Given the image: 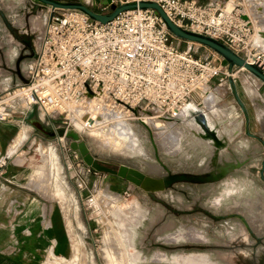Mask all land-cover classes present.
<instances>
[{
  "label": "built area",
  "instance_id": "obj_1",
  "mask_svg": "<svg viewBox=\"0 0 264 264\" xmlns=\"http://www.w3.org/2000/svg\"><path fill=\"white\" fill-rule=\"evenodd\" d=\"M140 2L157 4L176 26L218 40L264 71V0H110L108 4L87 0V5L105 15L110 5ZM46 16L28 83L0 96V122L36 108L47 117L52 131L89 132L97 117L80 115L76 109L93 102H105L126 120L143 121L147 116L163 122L177 118L188 105L202 107L215 86L230 91L228 80L235 81L245 72L244 68L229 72L210 50L207 58H200L190 48L179 49L178 40L152 9L122 12L105 24L77 11L48 8ZM58 140L62 153L74 158L78 167L80 156L63 138ZM6 159L0 157V166ZM74 184L80 195L90 191L82 174H74ZM92 201L91 195L85 203ZM49 259V264H66L52 253Z\"/></svg>",
  "mask_w": 264,
  "mask_h": 264
},
{
  "label": "water",
  "instance_id": "obj_2",
  "mask_svg": "<svg viewBox=\"0 0 264 264\" xmlns=\"http://www.w3.org/2000/svg\"><path fill=\"white\" fill-rule=\"evenodd\" d=\"M100 1L103 4L110 3V0ZM28 5L30 10H42V12H46L48 8L81 12L101 24L113 20L122 12L152 9L159 16L164 28L178 41L210 50L221 57L228 69L229 66L245 69V72L240 73L235 81L228 80L231 92L228 103L220 109L210 110L213 116L212 121L202 108L190 105L186 106L177 118H164L163 121L171 122L179 129L180 133L174 144L176 149L178 146L179 153L175 150L176 155L161 157L151 139L154 161L137 159V162L143 166L140 169L98 159L91 153L81 134L74 129L58 128L50 131V137L63 138L69 149L80 156L82 163L90 171L118 178L136 188L143 197L155 202H157L155 195L162 192H173L177 188H190V186H198L204 192L203 187L222 184L231 177L239 181L252 177L264 183V71L247 63L218 40L176 26L155 3L110 5V13L105 15L91 11L87 0H28ZM262 37L264 38V33ZM229 72L232 71L229 70ZM26 83L28 80L22 84ZM216 99L217 97L214 98ZM29 123L38 129V125L32 120H29ZM142 124L145 126L144 123ZM243 135L252 142H246L243 145L242 152L245 151L246 154L240 160L237 159L234 163L224 162L217 168L208 161L197 164L196 160H193V151L196 152L194 158H204L210 152L215 157L224 150L229 152L237 150L239 145L242 146L238 140ZM258 160L261 165L260 170L257 171ZM199 165L202 167L198 168ZM157 246L165 247L161 244Z\"/></svg>",
  "mask_w": 264,
  "mask_h": 264
},
{
  "label": "flooded vegetation",
  "instance_id": "obj_3",
  "mask_svg": "<svg viewBox=\"0 0 264 264\" xmlns=\"http://www.w3.org/2000/svg\"><path fill=\"white\" fill-rule=\"evenodd\" d=\"M46 22V12L30 10L28 0H0V96L29 79ZM32 121L38 125L36 130L46 135L52 131ZM257 162L258 171L261 162ZM134 167L143 168L140 163ZM132 189L149 207L136 239L147 264H178L181 252L200 253L217 264H264V183L260 180L233 182L228 178L222 184L203 187L204 192L198 186L177 188L156 194L158 203ZM182 226L195 227L203 239L178 236L174 241ZM155 250L163 255L160 260L155 259Z\"/></svg>",
  "mask_w": 264,
  "mask_h": 264
},
{
  "label": "rangeland",
  "instance_id": "obj_4",
  "mask_svg": "<svg viewBox=\"0 0 264 264\" xmlns=\"http://www.w3.org/2000/svg\"><path fill=\"white\" fill-rule=\"evenodd\" d=\"M198 1H201V3L205 2V0ZM262 42H264V40H262ZM175 43L181 50L190 48L193 54L197 57L207 58L210 55L209 50L198 45L187 44L182 41H176ZM229 70L235 72L237 69L236 67L229 66ZM216 93L222 96L224 90L221 91L220 89H217ZM205 103L209 104L210 102L205 101ZM41 114V111L35 110L32 114L29 112L24 116H14L13 120L20 121V126L18 128L19 133H15V135L11 137L6 150L8 151L10 146H16L14 145V141H17L16 136L22 132L26 135L28 134L30 144L28 150L23 154L17 153L15 150L12 154L5 152V154L1 155V158L4 157V155L7 156L8 159L12 157L11 160L17 157L16 164L21 165L19 166L21 168L20 170L27 175L32 176L30 178L32 183H37L31 187L37 191L45 190L44 194L46 193L49 198L52 197L55 201V205L61 207L63 213L65 212L66 222L69 220L72 244L70 248L66 246L64 253H66V255L69 253L71 254L70 261L73 262L71 264H113V261H118L114 264H132V261H134L133 264H147L148 261H142L143 253L137 246L136 239L141 226V221L146 217V213L149 210L148 205L142 202L136 192L133 191L131 185L129 187L127 186L128 188H124L120 196L108 193L104 186L93 188L96 176L92 174V171L87 172V167L83 163H80L77 167L74 163V158L69 157L66 154L61 155L59 144L56 143L54 137H50L49 135L36 130L34 126L29 123V120L32 119H35L40 123L37 116L41 118ZM102 115L105 119L109 118V120H116L112 118L111 114L106 112ZM122 117L123 116L120 118ZM41 119L45 125L44 127L51 130L49 128L50 126L48 127L45 124H48L47 117H42ZM126 121L132 126L138 139L139 147L132 151L113 149L107 144L101 143V141L91 135L94 128L89 132L82 131L80 134L95 157L109 158L112 161L131 167L137 166V159H143L146 161L153 160L150 152L151 139L161 157L173 156L176 151L179 153L178 146L176 149L174 144L177 141L180 132L173 123L151 120L156 122L150 126L145 123V121L135 118ZM142 122L145 123V126ZM0 123L12 124L14 121L11 120L9 122L6 121ZM112 123L98 127L106 132L107 129L112 126ZM8 159L5 160L6 162L4 166H0V177L4 175L3 171L8 165ZM1 160L3 161V159ZM74 174H82L84 179L88 180L87 185L90 191L83 193L81 201H79V204L83 209L81 210L82 212H76V210L71 207L70 202H67V197L64 196V199L62 195V190L65 189V187H69L68 180L74 181ZM43 182L46 184L41 185ZM91 195L93 196V201L88 205L85 203V200L91 198ZM3 203L4 197H0V208L3 207ZM52 210L54 211V207ZM73 218H75L78 223L77 229L73 228L74 224L71 225L70 223V219ZM84 219L86 223L90 222L89 228L87 225L82 226ZM200 234L201 233L193 226H182L180 234L175 233V240H171L176 241L180 237L195 240L201 238ZM62 242L63 241H58L52 255L59 261H67L66 256L57 254L58 251H61L62 249ZM154 252H157L155 258L157 256L161 258L163 257L161 253H158V250H155ZM183 255L194 256L199 261L196 264H217L214 261H210L206 255H201L200 253L193 254L192 252H181L177 255V258ZM154 264L159 263L158 261H154Z\"/></svg>",
  "mask_w": 264,
  "mask_h": 264
},
{
  "label": "crops",
  "instance_id": "obj_5",
  "mask_svg": "<svg viewBox=\"0 0 264 264\" xmlns=\"http://www.w3.org/2000/svg\"><path fill=\"white\" fill-rule=\"evenodd\" d=\"M217 89L221 91L224 90V94L222 96L217 94ZM212 91L211 93H214L217 99L212 101V104L209 103V105L204 101L203 106L200 107L207 113L211 119L210 121L213 120L210 110L214 108L220 109L227 105L229 96L231 95V92L226 86H215ZM35 110L39 109L34 108L32 111L34 112ZM33 112H31V114ZM42 117L44 118L45 116L41 114V118ZM37 118L43 123L39 116H37ZM12 121H14L12 124L0 123V157L5 154V152L12 154L16 150L17 153L23 154L28 150L30 138L28 134L26 135L24 132L16 136L17 141H14V145H16L14 146L15 148L10 146L9 150H6L11 137L15 135V133H19L18 128L20 126V121ZM49 128L51 129V127ZM53 137L60 148L58 138L56 136ZM238 141L242 145H239L237 149L240 151L235 149L232 152L224 150L216 154L215 157L212 155V152H210L204 158H194V153L196 152L193 151V160H196L197 164L208 161L215 168L222 166L224 162L234 163L237 159L240 160L245 156L246 152H242L243 145H245L246 142H252V140H247L244 135ZM59 151L61 155H63L61 149H59ZM11 159L12 157L8 159V165L3 171L4 175L0 177V197H4L3 207H1L3 209L0 208V264H45L46 262V264H49V253L54 251L58 241L63 242L62 249L58 251L57 254L67 257V261H64L66 264L73 263L70 261L71 254L69 253L66 255V253H64L66 246L70 248L72 244L69 220L66 222L65 212L63 213L61 207L55 205V201L52 197L49 198L46 193L44 194L45 190L37 191L31 187L37 183H32L30 179L32 176L20 170L21 168L19 166L21 165L16 164L17 157L13 158V160ZM197 167L200 168L202 166L199 165ZM92 174L96 176L93 188L104 186L110 194L120 196L122 190L127 186L129 187L127 183L118 178L93 172ZM252 179V177H249L247 181L253 182L254 179ZM230 180L236 182L237 178L231 177ZM86 182L88 183V180H86ZM44 184L46 183H41V185ZM68 184L69 187H65V189L62 190L63 193H61L63 197H67V202H70L71 207H73L76 212H82L81 210L83 209L79 201H81L83 195L78 193L73 180H68ZM218 199L219 198H216L215 200ZM53 207L54 211L52 210ZM70 223L71 225L74 224L73 228H78V223L75 218L70 219ZM83 225H87L89 228L90 222L86 223L84 219L82 226ZM198 262L199 261H196V263Z\"/></svg>",
  "mask_w": 264,
  "mask_h": 264
},
{
  "label": "bare ground",
  "instance_id": "obj_6",
  "mask_svg": "<svg viewBox=\"0 0 264 264\" xmlns=\"http://www.w3.org/2000/svg\"><path fill=\"white\" fill-rule=\"evenodd\" d=\"M261 28H264V26H261ZM214 98H215V94L211 93L210 96L208 95V97H206L204 101L211 103L214 100ZM76 111L80 115L91 114L97 117V120L95 121V126H94L96 128L92 130L91 135L95 137L96 139H98L99 141H101V143L107 144L111 148L118 149V150L132 151V150H135V148L139 147L138 139H137V136L132 126L124 119V117L120 118L122 115L118 114L117 112L113 110H110L106 106L105 102H101V103L93 102V103L86 105V107L84 108L78 107ZM105 112L108 114H111L112 118L116 120H113V119L109 120V118L105 119V117L102 115L103 113L105 114ZM115 117H118V118H115ZM142 120L145 121V123H147L148 125L152 126L156 121L153 122L151 120H158V119L144 116L142 117ZM110 123H112V126L108 128L106 132L102 131L101 128L98 127V126H106ZM75 130L78 133H81V131L78 128H75ZM155 259L160 260L161 257L157 256ZM196 261L198 260L192 255H183L177 258L178 264H196ZM113 262L115 263L118 261H113ZM133 262L134 261H132V264Z\"/></svg>",
  "mask_w": 264,
  "mask_h": 264
},
{
  "label": "trees",
  "instance_id": "obj_7",
  "mask_svg": "<svg viewBox=\"0 0 264 264\" xmlns=\"http://www.w3.org/2000/svg\"><path fill=\"white\" fill-rule=\"evenodd\" d=\"M179 48V47H178Z\"/></svg>",
  "mask_w": 264,
  "mask_h": 264
}]
</instances>
